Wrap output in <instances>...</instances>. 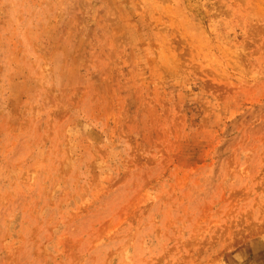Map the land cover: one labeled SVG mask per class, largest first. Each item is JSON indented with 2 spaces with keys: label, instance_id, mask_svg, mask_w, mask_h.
Returning <instances> with one entry per match:
<instances>
[{
  "label": "rangeland",
  "instance_id": "obj_1",
  "mask_svg": "<svg viewBox=\"0 0 264 264\" xmlns=\"http://www.w3.org/2000/svg\"><path fill=\"white\" fill-rule=\"evenodd\" d=\"M0 264H264V0H0Z\"/></svg>",
  "mask_w": 264,
  "mask_h": 264
}]
</instances>
